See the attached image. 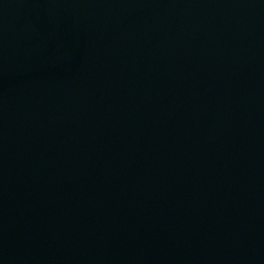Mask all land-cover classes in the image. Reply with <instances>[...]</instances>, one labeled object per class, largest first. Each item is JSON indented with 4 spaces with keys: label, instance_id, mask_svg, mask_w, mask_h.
I'll use <instances>...</instances> for the list:
<instances>
[{
    "label": "water",
    "instance_id": "1",
    "mask_svg": "<svg viewBox=\"0 0 264 264\" xmlns=\"http://www.w3.org/2000/svg\"><path fill=\"white\" fill-rule=\"evenodd\" d=\"M0 264H264V0H0Z\"/></svg>",
    "mask_w": 264,
    "mask_h": 264
}]
</instances>
